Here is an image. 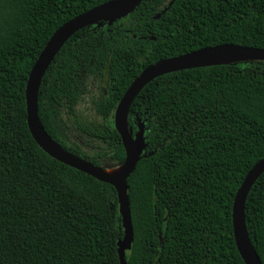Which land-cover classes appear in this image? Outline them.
I'll return each instance as SVG.
<instances>
[{
  "label": "trees",
  "instance_id": "trees-1",
  "mask_svg": "<svg viewBox=\"0 0 264 264\" xmlns=\"http://www.w3.org/2000/svg\"><path fill=\"white\" fill-rule=\"evenodd\" d=\"M109 1L0 0V264H119L115 189L44 153L25 104L30 70L52 34ZM172 1L143 0L111 25L78 31L57 53L37 106L65 150L103 169L120 166L114 111L145 68L216 45L264 48V0H175L156 19ZM82 101L93 114L79 121ZM138 121L148 156L127 180L133 242L126 263L244 264L231 212L247 172L264 158V62L158 77L130 107L133 132ZM244 215L264 264V173Z\"/></svg>",
  "mask_w": 264,
  "mask_h": 264
},
{
  "label": "water",
  "instance_id": "water-1",
  "mask_svg": "<svg viewBox=\"0 0 264 264\" xmlns=\"http://www.w3.org/2000/svg\"><path fill=\"white\" fill-rule=\"evenodd\" d=\"M142 1L111 0L63 24L52 34L33 64L25 88L26 122L33 140L40 149L57 162L115 189L123 228V238L117 243L119 264H127L126 252L130 251L133 242L127 180L134 172L140 159L148 156L145 152L147 147L144 135L145 125L138 121L136 132L128 127V113L137 95L146 85L166 74L244 62H264V48L223 44L205 47L151 64L131 82L114 111V128L120 136L125 153L123 163L114 169H103L95 166L90 161L68 152L47 134L38 115V91L41 81L55 56L75 33L93 25L99 27L103 26L104 23L111 25L131 14ZM174 1L169 3L168 7L155 18L159 19ZM263 173L264 158L255 163L247 172L233 200L231 212L233 238L244 264H262L246 229L244 207L250 189Z\"/></svg>",
  "mask_w": 264,
  "mask_h": 264
},
{
  "label": "rangeland",
  "instance_id": "rangeland-1",
  "mask_svg": "<svg viewBox=\"0 0 264 264\" xmlns=\"http://www.w3.org/2000/svg\"><path fill=\"white\" fill-rule=\"evenodd\" d=\"M92 114V109L88 101H82L79 103L77 107V119L79 121L83 120L84 118H91ZM67 127L71 138L73 140H78V138H80V135L76 132L75 128L71 124Z\"/></svg>",
  "mask_w": 264,
  "mask_h": 264
}]
</instances>
